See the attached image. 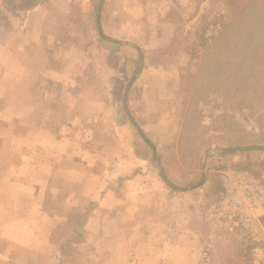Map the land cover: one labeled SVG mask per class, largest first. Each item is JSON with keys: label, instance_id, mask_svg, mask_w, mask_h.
<instances>
[{"label": "rangeland", "instance_id": "rangeland-1", "mask_svg": "<svg viewBox=\"0 0 264 264\" xmlns=\"http://www.w3.org/2000/svg\"><path fill=\"white\" fill-rule=\"evenodd\" d=\"M246 3L0 0V264H264V97L239 103L246 69L206 73ZM108 165L123 201L87 222ZM238 171L256 200L230 216Z\"/></svg>", "mask_w": 264, "mask_h": 264}, {"label": "trees", "instance_id": "trees-1", "mask_svg": "<svg viewBox=\"0 0 264 264\" xmlns=\"http://www.w3.org/2000/svg\"><path fill=\"white\" fill-rule=\"evenodd\" d=\"M223 51L227 53L225 58L222 57ZM209 53L207 55L209 63L206 73L220 70L221 66L225 64L226 68L230 70L232 78L239 76L242 69H246V73L243 76L247 86L244 91L240 92L241 94L236 92L235 95L239 97L238 101L244 107L253 108L257 111L258 107L256 108L255 103H260L264 97V90H262L264 86V0H247L246 5L237 11L228 25L219 33L217 39L211 45ZM239 60L244 61L241 66L238 65ZM254 98L256 101H252V103L251 100H254ZM251 104L253 105L252 107ZM240 147L243 149L257 148L254 146ZM260 147L262 148V146ZM160 175L165 178L162 171ZM89 204L92 205V203ZM92 209V207H89L80 213L75 223L83 226V213L88 216ZM61 226H64V230L60 229V235L69 229V225L66 222L62 224L58 222L56 224V228ZM61 237L65 238V240L60 244V251L65 254L73 250L72 244L80 241L82 234L75 230V235Z\"/></svg>", "mask_w": 264, "mask_h": 264}, {"label": "crops", "instance_id": "crops-1", "mask_svg": "<svg viewBox=\"0 0 264 264\" xmlns=\"http://www.w3.org/2000/svg\"><path fill=\"white\" fill-rule=\"evenodd\" d=\"M100 12H101V9H100ZM96 24H97V22H96ZM100 27H101V16H100ZM97 30H98L99 34L102 37H106L108 39H111L110 36H107L106 34H104V32L102 30V27H101V31H100L98 29V25H97ZM14 31H16V30H14ZM125 43L133 45V42L125 41ZM1 75L5 76V77H8V75L5 74V73H1ZM9 75H11V73ZM107 137H111V134L109 133V136H106V138ZM60 138L63 139V140L69 141L68 138L65 137V135L60 136ZM70 148L71 147L69 145V149L67 151H70L71 150ZM107 154L111 157L109 152H107ZM119 157H120V155H119ZM102 167H103V165H102ZM142 171H144V169H142ZM110 172H111V167L108 165L107 167L102 168V172H100V174H97L96 177H97L98 181H97L94 189H95V191L98 190V193L97 192L96 193H92L90 191L86 192V193L84 192V194L89 195L90 198L92 197V198L95 199L94 211L87 218V222H89L90 219H93L96 216L97 220H95V221L98 224L101 223V222L103 223L105 221V217H107V214H109V211H111L113 213L115 211V209H116V205H119L123 201L122 197L116 195L117 194V192H116L117 186L114 185L113 182L109 183L108 180H107V177H110ZM140 176L141 175L139 173H137L135 176H131L130 178L125 179V184L129 183V195L136 194V196H138V197L144 195V193H143L144 191L143 190L142 191H139V190L136 191L135 184H134V183H136V180L139 179ZM136 185H137V183H136ZM143 185H145V183H140V187L143 186ZM140 192L143 193V194H140ZM34 201L37 202L36 200H34ZM40 201L41 200H38L39 203H40ZM36 205H37V203H36ZM29 217H30V215L26 214L25 218L29 219ZM84 226H85V223H84ZM103 226H104V224L101 225V227L96 230V231L99 232V234L101 236L104 235V231L100 230V229H102Z\"/></svg>", "mask_w": 264, "mask_h": 264}, {"label": "built area", "instance_id": "built-area-1", "mask_svg": "<svg viewBox=\"0 0 264 264\" xmlns=\"http://www.w3.org/2000/svg\"><path fill=\"white\" fill-rule=\"evenodd\" d=\"M235 177L224 180V199L223 202L230 201L232 207L229 215L240 213L245 210L246 207L253 201H255L254 189L252 188V180L246 173H235ZM249 208V207H248ZM232 213V214H231ZM207 249L203 250V256L205 257Z\"/></svg>", "mask_w": 264, "mask_h": 264}, {"label": "water", "instance_id": "water-1", "mask_svg": "<svg viewBox=\"0 0 264 264\" xmlns=\"http://www.w3.org/2000/svg\"><path fill=\"white\" fill-rule=\"evenodd\" d=\"M100 9H101V3L99 5L98 11H97V15H96V22H97V25H98V29L101 31V27H100ZM173 186H174V188H177V189H182V190L185 189L183 187H179V186H176V185H173Z\"/></svg>", "mask_w": 264, "mask_h": 264}]
</instances>
